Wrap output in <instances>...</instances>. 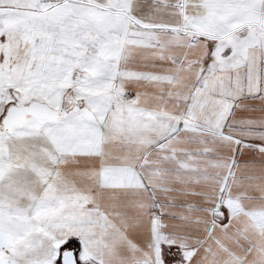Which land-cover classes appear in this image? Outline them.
<instances>
[{
    "label": "snow or ice",
    "instance_id": "1",
    "mask_svg": "<svg viewBox=\"0 0 264 264\" xmlns=\"http://www.w3.org/2000/svg\"><path fill=\"white\" fill-rule=\"evenodd\" d=\"M0 264H264V0H0Z\"/></svg>",
    "mask_w": 264,
    "mask_h": 264
}]
</instances>
